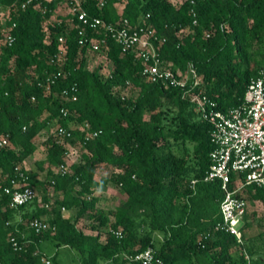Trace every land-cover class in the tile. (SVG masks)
<instances>
[{"label":"trees","instance_id":"16d2710c","mask_svg":"<svg viewBox=\"0 0 264 264\" xmlns=\"http://www.w3.org/2000/svg\"><path fill=\"white\" fill-rule=\"evenodd\" d=\"M27 1L0 0V143L7 140L0 145L1 264H41L43 257L65 264L61 250L79 264H142L129 258L149 248L160 264H264V232L246 238V218L243 241L216 230L223 220L222 182L204 180L215 148L213 126L200 117L192 99L202 91L223 113L242 104L264 68V0H185L181 5L107 0L103 7L98 0H80L92 18L109 23L126 18L152 27L164 40L157 43L161 59L184 73L193 64L201 81L197 88L193 79L183 88L151 82L142 74V60L124 54L111 40L108 49L97 52L112 63L110 75L89 69L88 47L80 44L82 25L70 6L64 0H32L24 9ZM64 7L66 14L60 13ZM10 34L15 37L11 46ZM93 37L87 28L84 38ZM130 88L139 90L136 98ZM56 124L72 133L64 140L80 143L83 162L67 174L56 171L67 167L70 151L55 135L39 162L40 170L48 165L47 180L39 181L25 160L38 150L36 138ZM84 125L100 134L85 142ZM17 168L43 193L41 202L10 208L11 197L3 189L18 178ZM103 169L111 174L98 180ZM48 186L57 194L52 204ZM111 186L127 199L107 211L98 207L99 194ZM246 192L264 202V187L250 186ZM63 209L78 210L76 217ZM36 218L55 230L35 234L30 223ZM84 220L96 235L79 226Z\"/></svg>","mask_w":264,"mask_h":264},{"label":"built area","instance_id":"2783aa9c","mask_svg":"<svg viewBox=\"0 0 264 264\" xmlns=\"http://www.w3.org/2000/svg\"><path fill=\"white\" fill-rule=\"evenodd\" d=\"M98 1L99 7L107 4V0ZM31 2L32 0L27 1L23 8L26 9ZM80 4V0H64V5L70 6L69 11L78 16V21L82 25L79 29L80 44L87 46L89 52L97 53L102 50L103 46L108 49V43L111 40L121 48L124 54L133 53L142 60V74L153 83L162 84L165 87L183 88L187 86L190 79H193V88L201 84L197 69L193 64H190L187 72L184 73L180 70L174 71L171 64L161 59L157 43L161 46L164 40L160 39L149 25L133 24L126 18L115 23H109L99 17L92 18L81 8ZM196 23L197 21L194 22ZM87 28L95 37L84 38ZM14 41L15 37L10 34L7 43L11 46ZM192 99L200 117L213 126L212 140L215 148L211 154L212 165L204 180L222 182L224 199L221 203V213L223 220L218 223L216 230L234 235L239 241H243L242 227L248 213L245 193L250 186L264 187V68L259 76L251 81L242 104L228 113L215 110V105L202 97V91L193 94ZM62 114L67 117L68 111L63 109ZM57 125L56 135L62 139L72 137L70 130ZM81 131L85 133V142L100 134V132L92 131L89 125H84ZM4 144H7V140L0 143V145ZM16 171L19 176L12 181V187L3 189V193L11 197V209H19L38 198L36 189L28 184L29 178L26 173L20 168ZM68 172V167L64 165L59 168L61 174ZM195 183L196 181H193V184ZM63 212H67L66 209H63ZM30 228L35 234L55 230L42 218L31 221ZM115 234L118 239L123 238L122 232ZM11 242L16 249L22 250V245L15 238H12ZM129 259L131 262L142 264L162 262L157 258L153 248L132 255ZM50 263L48 257H43L41 260V264Z\"/></svg>","mask_w":264,"mask_h":264},{"label":"rangeland","instance_id":"374dc122","mask_svg":"<svg viewBox=\"0 0 264 264\" xmlns=\"http://www.w3.org/2000/svg\"><path fill=\"white\" fill-rule=\"evenodd\" d=\"M175 5H181L185 0H171ZM67 7H64L61 9L60 13L66 14L68 12ZM87 63L88 68L91 70H95L97 68H101V71H103L104 76L107 77L111 73L113 67L112 63L108 61V59L97 53L89 52L87 55ZM132 92V93H131ZM130 95L134 96L135 98L139 95V90L133 88H130ZM57 124L54 126H51L49 129L44 130L35 140L36 144L39 147V151L36 152L33 156L29 157L27 160V169L37 175V180L39 181H46L47 175H48V165L46 164L44 166L43 170H40L39 162L44 160L47 155V149L49 147V144L52 140L55 139L56 135V129ZM64 140V139H63ZM66 142V145L69 149V154L66 157L67 167L68 171L70 172L72 170V166L78 163L83 162V149L80 143L74 142ZM59 172V168L55 169ZM111 174V171L109 169H103L101 172V175L97 177L99 180L101 176H109ZM47 192L49 193L51 204L56 200L57 194L54 191V188L51 186L47 187ZM38 201H42V192L38 191ZM100 202L98 203V207L107 210V211H114L120 204L124 203L127 199L126 194L115 187H110L107 193L99 194ZM245 198L248 202V213L246 217V222L250 224L249 227L245 228V237H251L256 234L264 232V202L254 200L248 192L245 193ZM78 210L74 211H67L64 212L71 218H75ZM91 222L84 220L79 223V226L85 229L89 234L96 235V233H92L88 229H86V226L89 225ZM106 230L104 229L102 231L103 239L105 240L106 236ZM53 249V248H52ZM54 250V249H53ZM60 258L65 261V264H79L77 259L73 260L74 256L71 254V257H68V253L64 250H61Z\"/></svg>","mask_w":264,"mask_h":264},{"label":"crops","instance_id":"0c3cea01","mask_svg":"<svg viewBox=\"0 0 264 264\" xmlns=\"http://www.w3.org/2000/svg\"><path fill=\"white\" fill-rule=\"evenodd\" d=\"M118 9L121 11L123 9V7L121 6V4H118L117 5ZM36 143V142H35ZM39 151V147H38V150L36 152ZM33 156V155H32ZM28 159V158H27ZM25 165H27V160H25ZM27 168V167H26Z\"/></svg>","mask_w":264,"mask_h":264}]
</instances>
